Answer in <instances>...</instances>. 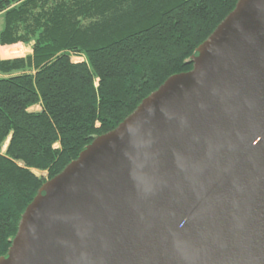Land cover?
I'll use <instances>...</instances> for the list:
<instances>
[{
  "label": "water",
  "instance_id": "95a60500",
  "mask_svg": "<svg viewBox=\"0 0 264 264\" xmlns=\"http://www.w3.org/2000/svg\"><path fill=\"white\" fill-rule=\"evenodd\" d=\"M25 208L0 264H264V0H238Z\"/></svg>",
  "mask_w": 264,
  "mask_h": 264
},
{
  "label": "trees",
  "instance_id": "16d2710c",
  "mask_svg": "<svg viewBox=\"0 0 264 264\" xmlns=\"http://www.w3.org/2000/svg\"><path fill=\"white\" fill-rule=\"evenodd\" d=\"M237 2L0 0V45L32 47L0 57V256L44 182L170 76L191 70Z\"/></svg>",
  "mask_w": 264,
  "mask_h": 264
},
{
  "label": "rangeland",
  "instance_id": "374dc122",
  "mask_svg": "<svg viewBox=\"0 0 264 264\" xmlns=\"http://www.w3.org/2000/svg\"><path fill=\"white\" fill-rule=\"evenodd\" d=\"M0 26H1V22H0ZM1 28V27H0ZM17 45H20V46H17ZM6 53L2 52V55H1V58H12V57H18V56H26L28 54H30L32 52V47H31V44L30 43H17V44H13V46L5 49ZM198 53V50L196 49V52L194 54L197 55ZM82 57V56H81ZM81 57L79 56V58L81 59ZM32 110H39L40 109V106L39 105H35L31 108ZM100 136V135H99ZM98 137V136H97ZM95 139V138H94ZM6 142L5 141L2 146H1V149L2 150H5V147H6ZM33 172L38 175V176H46V172L45 171H40V170H33ZM50 179H47L44 183L48 182ZM43 186V185H42ZM41 188L38 190V193L36 194L38 196L39 195H42L44 193V189ZM3 258L4 257H7V253L2 256Z\"/></svg>",
  "mask_w": 264,
  "mask_h": 264
},
{
  "label": "crops",
  "instance_id": "0c3cea01",
  "mask_svg": "<svg viewBox=\"0 0 264 264\" xmlns=\"http://www.w3.org/2000/svg\"><path fill=\"white\" fill-rule=\"evenodd\" d=\"M0 22H1V26L0 27L2 28V25H3V15H2V13H0ZM1 28H0V30H1ZM11 46H13V44H11V45H0V57L2 55L3 50L5 52L6 51L5 49H7V48H9ZM17 46H20V45H17Z\"/></svg>",
  "mask_w": 264,
  "mask_h": 264
},
{
  "label": "built area",
  "instance_id": "2783aa9c",
  "mask_svg": "<svg viewBox=\"0 0 264 264\" xmlns=\"http://www.w3.org/2000/svg\"><path fill=\"white\" fill-rule=\"evenodd\" d=\"M76 59H78V58H76Z\"/></svg>",
  "mask_w": 264,
  "mask_h": 264
}]
</instances>
